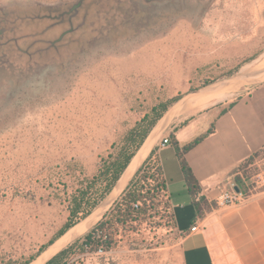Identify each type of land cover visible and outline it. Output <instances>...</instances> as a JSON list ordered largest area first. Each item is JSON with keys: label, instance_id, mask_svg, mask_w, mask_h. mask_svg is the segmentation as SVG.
Returning <instances> with one entry per match:
<instances>
[{"label": "rangeland", "instance_id": "1", "mask_svg": "<svg viewBox=\"0 0 264 264\" xmlns=\"http://www.w3.org/2000/svg\"><path fill=\"white\" fill-rule=\"evenodd\" d=\"M62 1L0 0V10ZM164 9L159 26L88 51L60 71L49 66L27 80L0 73V264L35 259L64 234L53 241L68 221L72 194L118 154L154 107L167 104V111L187 93L250 65L264 69V50L256 44L264 40V0H177L157 13ZM254 86L242 83L199 101L231 99ZM149 159L143 171L154 164ZM166 201L159 194L155 209L117 226L110 251L77 246L79 263L178 264ZM101 220L67 248L81 244Z\"/></svg>", "mask_w": 264, "mask_h": 264}, {"label": "crops", "instance_id": "2", "mask_svg": "<svg viewBox=\"0 0 264 264\" xmlns=\"http://www.w3.org/2000/svg\"><path fill=\"white\" fill-rule=\"evenodd\" d=\"M258 42L264 50V40ZM182 110L149 148L166 182L178 264H264V188L258 186L240 205L216 203L223 191L237 186V177L246 176L252 186L257 175H264V82L231 99L197 101ZM211 129L185 155L202 195L214 205L198 218L174 143L183 148ZM165 138L172 145L163 148ZM195 225L199 230L191 232Z\"/></svg>", "mask_w": 264, "mask_h": 264}, {"label": "flooded vegetation", "instance_id": "3", "mask_svg": "<svg viewBox=\"0 0 264 264\" xmlns=\"http://www.w3.org/2000/svg\"><path fill=\"white\" fill-rule=\"evenodd\" d=\"M172 1L177 0H63L26 11L0 10V66L5 68L0 73L27 80L49 66L60 71L88 51L159 26L167 15L157 7Z\"/></svg>", "mask_w": 264, "mask_h": 264}, {"label": "trees", "instance_id": "4", "mask_svg": "<svg viewBox=\"0 0 264 264\" xmlns=\"http://www.w3.org/2000/svg\"><path fill=\"white\" fill-rule=\"evenodd\" d=\"M166 109L167 104L158 105L152 109L150 114L145 115L137 122L136 126L128 133L126 143L118 154L109 156L105 159L100 165L97 175L84 188L72 194L68 221L53 241L78 221L88 216L112 192L122 173L145 140L150 129ZM211 132L212 129L183 148H180L177 142L174 143L184 174L185 186L191 197L192 204L196 208L198 218H203L207 211L214 205L210 204L202 195L199 181L187 163L185 155ZM149 158H151V155ZM148 169L147 171H143V167L140 168L111 212L98 222V224L84 237L81 244L76 242L74 245L55 256L47 264H63L65 259L77 249V246L81 252H98L99 250L104 252L110 251L114 245L113 238L114 234H116L114 230L117 232V226L124 227L127 226V224L131 225L136 223L140 216L146 215L149 211L155 209V200H157L158 195L161 193L166 195V205L167 208L170 209V199L167 194V186L161 168L157 163H154L153 165L150 164ZM241 181V177L236 178V185L242 190L243 183ZM135 204L138 205L137 208L134 207ZM168 218L174 227V217L171 212ZM53 241H51L50 244ZM32 260L33 257L23 264H28Z\"/></svg>", "mask_w": 264, "mask_h": 264}, {"label": "water", "instance_id": "5", "mask_svg": "<svg viewBox=\"0 0 264 264\" xmlns=\"http://www.w3.org/2000/svg\"><path fill=\"white\" fill-rule=\"evenodd\" d=\"M234 82H243L246 84H255V85L261 84L262 82H264V69L242 71L235 76H231L226 79H222V80L213 82L211 84L204 85L196 90H193L187 93L181 99L177 100L171 107L168 108V110L163 114V116L159 118V120L156 122V124L147 134L145 140L143 141V143L141 144V146L135 153L134 157L131 159L130 163L128 164L124 172L122 173L116 186L114 187L112 192L107 196V198L99 206H97L88 216H86L84 219H82L81 221L77 222L75 225L70 227L59 239L53 242L45 251H43L40 255H38L35 259L30 261L28 264L35 263L36 261L40 259V257H42V255L46 251L50 249V247H53L58 242L63 241L61 247L53 255H51L48 259L42 262V264L49 263L55 256H57L59 253L65 250L72 242H74L80 236L78 234L76 235L75 233L78 227L84 224H87L89 221L92 222L93 220L98 221L100 219H103L112 210V208L118 202L120 197L129 187L130 183L133 181V179L137 175L140 168H142V166L145 164V162L150 157L153 146L151 147V150L148 152L146 157L140 160V163L136 166L134 171L131 173V168L133 166L134 160L140 156L141 152L147 145H149L153 140L154 141L157 140L161 136V134L165 131V129L172 122L173 115L176 113L178 109H180L182 106H184L185 104H187L194 98L201 97V96H208L210 94L221 92L222 90L227 88L231 83H234ZM234 190L238 193L240 192V188L238 186H235ZM113 192H116V194L113 195ZM70 234H71L70 238L64 240Z\"/></svg>", "mask_w": 264, "mask_h": 264}, {"label": "built area", "instance_id": "6", "mask_svg": "<svg viewBox=\"0 0 264 264\" xmlns=\"http://www.w3.org/2000/svg\"><path fill=\"white\" fill-rule=\"evenodd\" d=\"M172 145L171 143V139L170 138H165L162 140L161 142V147H167ZM241 179L242 182L244 184H246L247 186V191L243 192L240 189V192H236L234 189L231 190H226L223 191L219 198L217 199L216 203L218 204V206H235V205H240L244 202H246L251 193H253V191L258 187L261 186L264 188V175H257L255 177V182L254 184L251 186L248 183V179L246 178V176L241 175ZM135 208L138 207L137 204L134 205ZM199 230L198 225H195L194 227L191 228V232H196ZM98 252H104L102 250H99ZM97 252V253H98ZM75 253H71L64 261L63 264H80L79 263V259L77 256L74 255Z\"/></svg>", "mask_w": 264, "mask_h": 264}, {"label": "bare ground", "instance_id": "7", "mask_svg": "<svg viewBox=\"0 0 264 264\" xmlns=\"http://www.w3.org/2000/svg\"><path fill=\"white\" fill-rule=\"evenodd\" d=\"M242 83L243 82H234V83H231L227 88H225L224 90H226V89H231V88H235V87H237V86H241L242 85ZM224 90H222V91H224ZM221 91V92H222ZM219 93V92H218ZM216 94V93H215ZM211 95H214V94H210V95H208V96H211ZM208 96H201V97H197V98H194V99H192L190 102H188L187 104H185L184 106H182L180 109H178L176 112H178V111H180L182 108H185L186 106H188V105H190V104H192V103H194V102H197V101H199V100H202V99H204V98H206V97H208ZM156 142V140L154 141H152L149 145H147L144 149H143V151L141 152V154H140V156L139 157H137L135 160H134V163H133V166H132V168H131V173L134 171V169L136 168V166L140 163V160L142 159V158H144V157H146V155H147V153H148V151H149V148L154 144ZM116 194V192H113V195H115ZM94 221V220H93ZM91 222V221H89L87 224H84V225H82V226H80V227H78L77 229H76V235L78 234V235H82V233L83 232H85L91 225H93L94 223H95V221L94 222ZM74 233V234H75ZM70 236H71V234L69 235V236H67L64 240H66V239H68V238H70ZM62 243H63V241H60V242H58L55 246H53V247H50V249L48 250V251H46L43 255H42V257H40V259L38 260V261H36L35 263H33V264H42V262L43 261H45L46 259H48L51 255H53L60 247H61V245H62Z\"/></svg>", "mask_w": 264, "mask_h": 264}]
</instances>
